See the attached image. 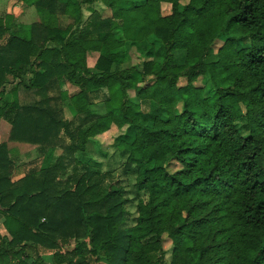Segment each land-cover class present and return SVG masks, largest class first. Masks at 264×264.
<instances>
[{"label": "trees", "instance_id": "trees-1", "mask_svg": "<svg viewBox=\"0 0 264 264\" xmlns=\"http://www.w3.org/2000/svg\"><path fill=\"white\" fill-rule=\"evenodd\" d=\"M16 1L42 20L0 17V120L42 159L14 179L0 143V264H165L163 235L169 264H264V0ZM111 126L132 197L86 156Z\"/></svg>", "mask_w": 264, "mask_h": 264}, {"label": "rangeland", "instance_id": "rangeland-1", "mask_svg": "<svg viewBox=\"0 0 264 264\" xmlns=\"http://www.w3.org/2000/svg\"><path fill=\"white\" fill-rule=\"evenodd\" d=\"M184 1H186V0H184ZM15 3H16V5L17 4L23 5L24 4L25 6H28L27 4H25L21 1H19V2L16 1ZM19 5H18V8L21 10V7ZM94 6L98 9H100L101 13L104 16L110 15V12L108 11V9L101 2H99V1L96 2L94 4ZM10 10H11V8H10ZM169 11H170V5L162 4V12L166 14V13H169ZM4 12L5 11L0 12V14H1L0 17L5 16V15H3ZM19 12L21 13V11H19ZM88 14L89 13L87 11H84V17L88 16ZM25 16H27V15L21 13L19 15L18 20L23 19L22 20L23 22L27 21L28 18ZM41 20H42V18L39 14H38L37 18H33V20H32V18L30 19L31 22L32 21L39 22ZM55 23L59 27L64 28L67 25L72 24L73 19L69 16L60 14L59 18L55 21ZM153 44H154L155 49H156L155 51H158L157 54H159L160 48H159L158 42H154ZM219 45H220V43H217L215 45L216 48ZM136 52H138V51H136L135 47L132 46L131 50L129 51V53L131 55V63L137 64L139 66L141 63V59L138 55L139 52L138 53H136ZM97 56H98L97 53H93V52L87 53V62L91 68H93V65L95 64ZM214 58H215V54L211 50L209 52V54L207 55V59L213 60ZM202 80L200 78L196 81V83L200 84L202 82ZM185 82L186 81L184 78H180L178 84L182 85V84H185ZM66 84H68L69 88H67ZM66 84H62L61 88L63 90H68L69 92H72V90H71L72 87L70 86L71 84H69V83H66ZM129 94L133 98V91H130ZM140 104H141V108L143 110L144 115L153 111L154 105L152 104L151 101L144 100V101H141ZM93 109L99 111L98 107H95ZM178 109H180V105L178 106ZM66 116L68 119H71V115L69 113H67ZM237 126L240 127L241 126L240 123H238ZM1 130L2 129H0V133H1ZM123 131H124V129H119L115 126H111V128L108 131L97 135L95 137V139H90L88 142V146H87L86 156L93 158L98 162H101L102 170H111L113 172L114 176L119 177L122 185L127 189L128 193H129L128 195L130 197H132L133 196V194H132L133 176L132 175H127V176H121L120 175V168H121L122 162L124 161V157L113 146L114 139L119 134H121ZM8 134H9V130L7 132L4 130V135L7 137V139L4 137L5 138V139H3L4 141L1 140L0 143L5 142L7 144V146H9L8 148L10 149V152H11L10 155L14 159L15 164L17 165V170L15 171L14 176H13L14 179L22 176L23 173L26 172L30 168H33V167L39 168L41 165L40 162H41L42 156H41L40 152L37 150L36 145L29 147V146H23V145H18V144L12 143V142L8 141ZM31 145H33V144H31ZM60 152H61V150L57 149L56 154H59ZM127 209L129 211V215H130V221H129V223H130L132 218L135 215V204H134V202H131L129 205H127ZM2 220H3V218L0 216V232L2 234L6 235L7 233H6L5 228L2 225ZM162 245H163V248L166 250L165 264H169V262L171 261V253H172L173 246H172L171 240L166 235H163ZM43 258L47 264L52 263V253L51 252H44L43 251ZM90 263L91 264H107V262L104 259H101L100 261H97V262L90 259Z\"/></svg>", "mask_w": 264, "mask_h": 264}, {"label": "crops", "instance_id": "crops-1", "mask_svg": "<svg viewBox=\"0 0 264 264\" xmlns=\"http://www.w3.org/2000/svg\"><path fill=\"white\" fill-rule=\"evenodd\" d=\"M15 2H16V0H0V12L5 11L3 15L9 14L11 16L10 21H12V25H15L16 27L17 26H26V25H29L30 23L34 22V21L31 22L30 19L32 18V20H33V18H37L38 14L36 12V9L33 6H25L24 4L23 5L17 4L16 5ZM18 5L21 7V10L18 8ZM10 8L12 11L10 10ZM19 11H21V13L27 15V16H25L28 18L27 21L23 22L22 21L23 19L18 20L19 15L21 14ZM66 85H67V88H69L68 84H66ZM70 86L72 87L71 88L72 92L68 91L70 94L77 91V88L75 86H73V85H70ZM0 129H2L1 133H0V141L1 140L4 141L3 139H5V138L7 139V137L4 135V130L7 132L10 129V125L4 119H1L0 120ZM12 143H15L18 145H23V146H29V147L34 146L31 144H26V143H18V142H12Z\"/></svg>", "mask_w": 264, "mask_h": 264}]
</instances>
